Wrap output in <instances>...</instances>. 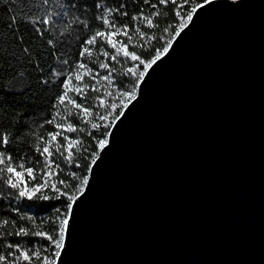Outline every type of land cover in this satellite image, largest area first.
<instances>
[{
    "label": "water",
    "instance_id": "water-1",
    "mask_svg": "<svg viewBox=\"0 0 264 264\" xmlns=\"http://www.w3.org/2000/svg\"><path fill=\"white\" fill-rule=\"evenodd\" d=\"M145 70L62 264H264V0H207Z\"/></svg>",
    "mask_w": 264,
    "mask_h": 264
},
{
    "label": "trees",
    "instance_id": "trees-1",
    "mask_svg": "<svg viewBox=\"0 0 264 264\" xmlns=\"http://www.w3.org/2000/svg\"><path fill=\"white\" fill-rule=\"evenodd\" d=\"M206 1L191 0V3L185 5L181 9L185 19L186 13L190 11L194 4L200 5ZM26 3L28 4L29 12L38 13L39 15L22 16L19 9L10 3V0H0V132H6L11 137L9 145H0V150L12 155L16 161L22 157L25 162L30 158L42 160L43 158L35 151L36 145L41 144L38 137H47L49 131L57 130L54 125L47 124L46 121L51 119L57 111L54 105L57 103V97L63 93L62 83L66 76L54 77L52 70L55 68L58 70L66 69L68 72L72 71V66H74L78 58L83 41L93 35L95 31L104 30L102 22L97 17L103 13L105 8H116L120 4L127 5V7L121 9V11L128 13L127 16L117 14L112 17L117 25L129 24L130 27H140L150 37L155 33V37L151 40H147V37L145 38L144 47L142 48L133 47V45L142 41L138 34L135 32L130 33L134 39L133 45L129 46V50H135L146 62L153 60L158 50L161 54L163 53L167 40L174 38V33L180 30L179 24L181 23L180 17L176 15V6L170 3L160 5L159 0H152V3L158 5L155 9L151 5L144 4L143 0H51L48 6H43L41 0H35L34 3L33 0H26ZM96 3L101 4L100 9L94 7ZM55 4L60 5L57 11H63L64 9L69 11L68 21H74L76 17H80V19L87 22L88 26L85 28L84 25L78 22L73 23L70 27L64 25L67 30L61 35L60 26L51 25L44 29L42 24L33 25L31 23L32 19H38L43 15L46 7L50 8ZM140 9H143L146 15H151L153 12L160 13L154 19L157 27L148 28L146 24H138L131 20L132 16L140 14ZM10 15L17 16V22L13 25L14 33L5 27L10 22ZM37 28L42 29L43 35L36 31ZM166 28L169 29L167 33L164 32ZM161 36L164 39L158 38ZM117 39L126 42V38L123 36L117 37ZM49 40H52V44L48 43ZM25 49H27V52H25ZM101 49L109 52L114 51L103 40H99L97 45L92 48L93 57L91 61L85 56L80 62L87 63L93 72H99L101 75L105 74V72L99 68L100 61L108 62L110 66H114L119 71L121 65L115 61H108L105 57L99 55V50ZM64 59L69 61L68 65L62 63ZM127 66H131V64L129 63ZM140 70L145 71L143 65L140 66ZM113 76L117 86L122 90L131 89L134 81L130 77L117 73H114ZM42 81L48 82L43 83ZM83 81L89 84V88L84 89L87 95L78 96L72 91L69 92V97L83 103L85 106L98 104L99 100L95 98L98 95L103 96V87L97 85V80L90 77H84ZM73 83L80 82L73 81ZM92 85L100 87L101 91L99 93L92 91ZM104 98L110 101V98ZM68 107L71 108L72 106L68 105ZM122 109H117V112L122 111ZM59 110L63 113V106ZM96 110L104 111L102 108ZM73 112H75V109H73ZM68 119L78 128L84 127L92 132L91 136L87 132L63 133L68 135L70 139L78 136L87 148V151L82 149L77 154L78 163L80 164L78 168L73 166L68 169L61 158H56L57 162L64 168L62 173L57 172V178L66 180L71 186V191L75 192L80 181L72 178L69 172L78 173L81 179L89 175L88 169L92 165V154L99 153L98 141L105 138L102 132L109 131L110 128L99 131L92 130L90 125L83 124L79 117L75 115ZM4 191L10 190L4 189ZM76 194L78 195L79 193ZM66 204L67 201L64 198L49 201L0 199V221L9 220V225L0 229V232L5 233L0 238V253L6 254L11 251L4 247L8 242H20L25 247H31L35 243L47 246L48 242L46 240L37 241L33 237H17L6 233L15 232L16 227L21 225L25 227L31 226L28 221L20 219L21 215H35L37 223H39L40 218L50 215L55 206H65ZM14 208L19 209V213L13 211ZM63 210H66V208H63ZM12 221H15V227L12 226ZM54 227L49 222V224L44 226V230L52 231Z\"/></svg>",
    "mask_w": 264,
    "mask_h": 264
},
{
    "label": "snow or ice",
    "instance_id": "snow-or-ice-1",
    "mask_svg": "<svg viewBox=\"0 0 264 264\" xmlns=\"http://www.w3.org/2000/svg\"><path fill=\"white\" fill-rule=\"evenodd\" d=\"M35 0H33V3ZM51 0H41L43 6H48ZM10 3L19 9L22 16L39 15L38 13H32L28 10V4L26 0H10ZM144 4L151 5L153 9L158 5L152 3V0H143ZM172 4L176 6V15L180 17L181 23L179 28L183 29L187 26V23L192 20L193 14L197 11V7H203V5H193L185 15L182 14L181 9L185 5L191 3V0H159L160 5ZM59 4H55L53 7H46L43 15L38 19H32L33 25L42 24L44 29H47L51 25L60 26L61 35L67 30L64 25L71 26L73 23H79L86 28L87 22L76 17L74 21H68L67 17L69 11L64 9L63 11H57ZM95 8L100 9L101 4L96 3ZM127 7L125 4H120L116 8L107 7L103 13L97 17L102 22L104 30H97L81 45V50L78 53V58L72 66V71L68 72L66 69H53L52 75L59 78L60 76H66V79L62 83L63 93L57 97V103L54 107L57 109L55 115L46 121L47 124H52L57 129L56 131H49L47 137L40 136L38 139L41 144H37L35 147L36 153L43 159H28L27 162L21 157L18 161L14 160V157L8 154L4 150H0V199H12L15 201L20 200H60L64 198L67 201L65 206L57 205L52 209L50 215H45L40 218V222L37 223V217L35 215H21V220H26L30 223V227L23 225L16 227L15 232H8L7 235H14L17 237H33L37 241L46 240L47 246L40 243H35L31 247H25L20 242H8L4 245L6 249H10L6 254L0 253V264H62L61 256L64 254V249L68 243L70 236L69 222L73 217V206L76 204L78 195L76 193H82L85 186L88 185V176H84L82 179L79 174L70 171L69 175L80 181L79 186L75 189V192L71 191V186L64 179L57 178V172H63L64 168L57 162V157L61 158L64 165L71 169L73 166L80 167L78 163L77 154L83 151H87V148L83 145V141L77 136L74 139H70L68 135L63 133H85L89 136L92 132L84 127H77L74 123L69 121V117L73 115L79 117L83 124L90 125L92 130L108 129L115 125V122L123 115V111L117 112V109L126 108L128 103L134 100L137 96L139 82L143 80L145 71L140 70V66L143 65L144 69H148L152 64L160 58L161 52L158 50L153 60L145 61L135 50L130 51L129 46L133 45V35L131 32L138 34L141 43L133 45L134 48L144 47V41L151 40L155 37V33L150 37L145 31H142L140 27H130L129 24L117 25L116 21L112 19L113 16L119 14L127 16L126 11H121L122 8ZM160 13L153 12L151 15H146L143 9H140L139 15H134L131 20L138 24H146L148 28H155L157 25L154 23L155 17ZM17 22L16 15H10V22L5 25L13 33L15 29L13 25ZM43 35L41 28L36 29ZM169 29H164L167 33ZM180 33L176 31L175 36ZM125 37L124 40H119L117 37ZM164 39L163 36L158 37ZM99 40H103L113 52L107 50H99V55L105 57L108 61H115L121 65V69L118 71L114 66H110L108 62L100 61L99 68L103 69L105 74L101 75L99 72H93L88 67L87 63L80 62L85 56L91 61L93 57L92 48L97 45ZM52 44V40L48 41ZM172 44V39L167 40L166 46L163 48V52H168L169 47ZM27 52V49H25ZM64 65H68L69 61L64 59L62 61ZM131 66H127L128 64ZM123 74L130 77L134 83L130 90H122L117 86L116 80L113 74ZM84 77H90L97 80V85L103 87V96H97L95 99L99 100L96 105L85 106L83 103L77 102L74 98L69 97V92L74 91L78 96H86L87 93L84 89L89 88V84L83 81ZM77 81L80 83H73ZM47 83L48 81H42ZM106 82V83H104ZM81 84L83 85L81 87ZM92 91L100 92L101 88L96 85H92ZM104 97L110 98V101ZM68 105L72 107L69 108ZM63 106V113L59 110ZM102 108L104 111L100 112L96 109ZM75 109V112H73ZM59 120V122H57ZM104 139L98 141V146L103 149L108 144L107 137H110L112 133L110 131L102 132ZM11 137L6 132H0V145H9ZM93 159L91 164L96 163V159L99 158L98 153H93ZM91 172V168L88 169ZM62 186V187H61ZM4 189L10 191L5 192ZM66 208V210H63ZM19 213V209H13ZM54 225L52 231L44 230V226L49 224ZM9 225V220L5 219L0 221V229ZM12 226L15 227V221H12ZM5 233L0 232V238Z\"/></svg>",
    "mask_w": 264,
    "mask_h": 264
},
{
    "label": "rangeland",
    "instance_id": "rangeland-1",
    "mask_svg": "<svg viewBox=\"0 0 264 264\" xmlns=\"http://www.w3.org/2000/svg\"><path fill=\"white\" fill-rule=\"evenodd\" d=\"M233 1H235V0H233Z\"/></svg>",
    "mask_w": 264,
    "mask_h": 264
}]
</instances>
